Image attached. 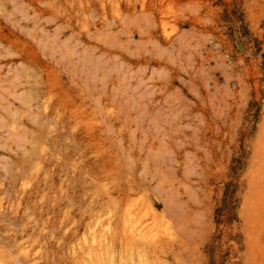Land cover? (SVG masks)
I'll list each match as a JSON object with an SVG mask.
<instances>
[{
	"label": "rangeland",
	"instance_id": "obj_1",
	"mask_svg": "<svg viewBox=\"0 0 264 264\" xmlns=\"http://www.w3.org/2000/svg\"><path fill=\"white\" fill-rule=\"evenodd\" d=\"M0 264H264V0H0Z\"/></svg>",
	"mask_w": 264,
	"mask_h": 264
}]
</instances>
